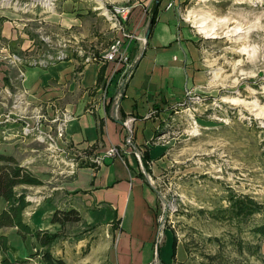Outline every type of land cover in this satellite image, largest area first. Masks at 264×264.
I'll use <instances>...</instances> for the list:
<instances>
[{
  "label": "rangeland",
  "instance_id": "374dc122",
  "mask_svg": "<svg viewBox=\"0 0 264 264\" xmlns=\"http://www.w3.org/2000/svg\"><path fill=\"white\" fill-rule=\"evenodd\" d=\"M154 2L0 0V69L7 67L5 89L0 85V122L12 120V107L17 105L13 96L20 74L13 56L37 67L39 62L60 60L98 62L118 35L104 11L123 5L130 8L128 19H150ZM164 10L172 11L196 40L198 67L208 86L178 103L158 106V129L152 138L158 151L148 171L158 196V242H176L181 261L175 258L172 264H264V237L254 232L264 220V0H160L158 15ZM61 53L64 57L58 59ZM34 115L41 119V108L35 107ZM61 118L68 120L64 113ZM3 136L0 132V153L19 162L31 160L24 164L43 181L42 188H19L31 202L25 220L43 217L48 231H57L43 213L72 200L53 190L65 180L59 175L64 168L53 162L63 156L46 152L45 144L37 141L39 135L32 137V152ZM49 155H54L50 161L45 158ZM81 158L77 156L76 163L87 165ZM231 198L249 199L261 210L246 219L233 218ZM4 207L0 200V212ZM2 232L16 249L8 255L11 260L39 251L32 237L22 241L14 229ZM91 234L94 226L87 221L69 223L52 246L66 238L90 241ZM88 251L87 245L84 255ZM28 264H38L37 259Z\"/></svg>",
  "mask_w": 264,
  "mask_h": 264
},
{
  "label": "crops",
  "instance_id": "0c3cea01",
  "mask_svg": "<svg viewBox=\"0 0 264 264\" xmlns=\"http://www.w3.org/2000/svg\"><path fill=\"white\" fill-rule=\"evenodd\" d=\"M149 24L150 19H129L126 30L140 40L132 43L128 67L113 77V65L102 59L85 64L39 62L37 67L13 56L12 64L20 74V78L16 74L20 84L16 83L13 96L17 105L12 107L13 119L0 122V132L6 134L1 138L14 139L18 148L32 152V137L39 135L37 141L46 145V152L67 157L53 161L57 168H64L59 175L65 179L53 190L68 194L72 200L54 207L74 208L81 212L82 221L94 226L90 241L66 238L56 248L52 246L53 255L66 264H172L173 241L167 238L160 244L156 239L158 196L148 172L153 152L158 151V144L152 142L158 129V106L178 103L187 91L205 89L208 81L198 67L196 40L172 11L157 13L145 40ZM5 68L0 69L2 89L7 82ZM84 88L93 91L89 94ZM35 107L41 108V119L34 115ZM63 113L66 122L62 121ZM110 147L118 149V156L96 161L105 158ZM144 154L150 157L145 165ZM77 156L87 165L76 163ZM52 157L45 156L49 161ZM19 163L30 165L32 161ZM38 219L29 218L28 222L48 230L43 225L45 218H41L43 222ZM87 245L89 251L84 255ZM175 258L181 261L177 246Z\"/></svg>",
  "mask_w": 264,
  "mask_h": 264
},
{
  "label": "trees",
  "instance_id": "16d2710c",
  "mask_svg": "<svg viewBox=\"0 0 264 264\" xmlns=\"http://www.w3.org/2000/svg\"><path fill=\"white\" fill-rule=\"evenodd\" d=\"M160 0H155L150 16L149 33L152 31L158 13ZM148 161L147 154L143 155V165ZM43 181L36 177L25 164L19 163L13 156L0 153V200L5 207L0 212V262L1 264H28L32 259H37L38 264H66L62 259L52 253V245L60 237L61 229L69 223L82 221V214L74 208H55L49 215L50 225L57 226V231L50 232L27 222L24 218L26 209L31 205L26 194L19 190L21 187H42ZM259 210V211H258ZM260 205L249 199L231 198L229 212L233 218L246 219L255 212H260ZM5 228L14 229L22 241L32 237L39 251L20 256L11 260L8 255L16 253L8 235L2 232ZM256 235L264 237V220L255 228ZM175 241L171 245V259H175Z\"/></svg>",
  "mask_w": 264,
  "mask_h": 264
},
{
  "label": "built area",
  "instance_id": "2783aa9c",
  "mask_svg": "<svg viewBox=\"0 0 264 264\" xmlns=\"http://www.w3.org/2000/svg\"><path fill=\"white\" fill-rule=\"evenodd\" d=\"M170 7L171 4H169L167 8L169 9ZM130 13V8L123 5L112 6L110 9H106L103 13V16L111 23L113 29H115L118 34L111 40L108 48L101 57L104 62L111 63L113 65L110 77L116 75L120 69L128 67L130 64L131 45L133 42L140 40L136 34L130 33L126 30ZM60 57H64V54L61 53V56H59L58 59ZM91 61L92 60H87V63ZM190 94V91L186 92V95ZM27 131L28 127L24 128V132ZM116 156H118V149L116 147H110L105 153V158L96 161L103 162L105 159H112ZM72 169L73 167H71V170ZM71 173H73V171H71ZM157 238L158 235L156 236V239Z\"/></svg>",
  "mask_w": 264,
  "mask_h": 264
},
{
  "label": "water",
  "instance_id": "95a60500",
  "mask_svg": "<svg viewBox=\"0 0 264 264\" xmlns=\"http://www.w3.org/2000/svg\"><path fill=\"white\" fill-rule=\"evenodd\" d=\"M149 35V29L147 30L146 34H145V40L148 38Z\"/></svg>",
  "mask_w": 264,
  "mask_h": 264
}]
</instances>
